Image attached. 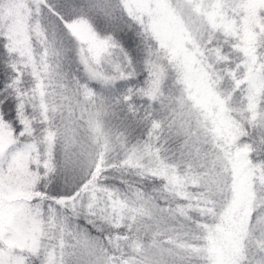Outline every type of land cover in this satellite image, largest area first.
Returning <instances> with one entry per match:
<instances>
[{
  "label": "snow or ice",
  "instance_id": "6c2138e0",
  "mask_svg": "<svg viewBox=\"0 0 264 264\" xmlns=\"http://www.w3.org/2000/svg\"><path fill=\"white\" fill-rule=\"evenodd\" d=\"M0 264H264V0H0Z\"/></svg>",
  "mask_w": 264,
  "mask_h": 264
}]
</instances>
